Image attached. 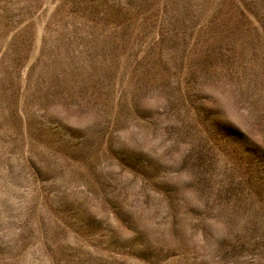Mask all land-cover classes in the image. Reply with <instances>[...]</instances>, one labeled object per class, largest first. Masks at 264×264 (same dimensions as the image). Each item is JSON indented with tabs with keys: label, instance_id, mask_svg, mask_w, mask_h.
Masks as SVG:
<instances>
[{
	"label": "rangeland",
	"instance_id": "374dc122",
	"mask_svg": "<svg viewBox=\"0 0 264 264\" xmlns=\"http://www.w3.org/2000/svg\"><path fill=\"white\" fill-rule=\"evenodd\" d=\"M0 264H264V0H0Z\"/></svg>",
	"mask_w": 264,
	"mask_h": 264
}]
</instances>
